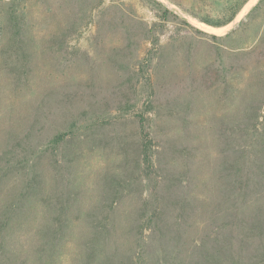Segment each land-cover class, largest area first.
<instances>
[{"label":"rangeland","instance_id":"1","mask_svg":"<svg viewBox=\"0 0 264 264\" xmlns=\"http://www.w3.org/2000/svg\"><path fill=\"white\" fill-rule=\"evenodd\" d=\"M246 222L264 227V0H0V264L264 260Z\"/></svg>","mask_w":264,"mask_h":264},{"label":"trees","instance_id":"2","mask_svg":"<svg viewBox=\"0 0 264 264\" xmlns=\"http://www.w3.org/2000/svg\"><path fill=\"white\" fill-rule=\"evenodd\" d=\"M235 17H236V15H233L231 18H229V20L222 22V23H216L214 25L215 26L226 25V24L230 23ZM210 24H212V23H210ZM149 66H150V60H147V61L145 60L144 65L141 66V72L146 71V78H147L148 85H152L151 84L152 78L149 75V69H148ZM142 125H143V123H142ZM142 134H143V163L145 165L147 175H150V171H152L151 168L153 167V158H152L153 139L150 136V132L148 130L147 131L144 130V126H143V130H142ZM65 137H66V133L57 134L54 138V141L56 144H59L65 140ZM249 223L250 222H246V224L242 225V233H241V245H242V247L244 246V243H246V241L248 239L255 240L256 238L262 237V232L260 233L259 230L261 231V229H262V231H263V228H264L263 224L261 222H259L260 224L256 225V224H253L251 222L250 225L248 226ZM151 227H152V225L142 226L141 227V233H144L147 229H150ZM248 232H250V233H248ZM237 264H264V260H256V259H254L253 256H247L246 254H242V252H241V254H238Z\"/></svg>","mask_w":264,"mask_h":264}]
</instances>
